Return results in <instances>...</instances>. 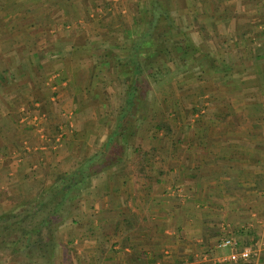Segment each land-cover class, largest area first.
I'll return each instance as SVG.
<instances>
[{"label": "crops", "instance_id": "crops-1", "mask_svg": "<svg viewBox=\"0 0 264 264\" xmlns=\"http://www.w3.org/2000/svg\"><path fill=\"white\" fill-rule=\"evenodd\" d=\"M152 2L0 0V190L36 196L53 183L49 151L27 153L41 143L32 123L54 116L65 135L80 123L78 147L64 139L59 160L81 144L91 157L103 150L121 106L114 118L110 100L124 92L113 57L130 53ZM171 3L200 64L155 87L130 137L134 163L106 167L82 194L69 238L77 264H264V0ZM18 113L32 133L11 131ZM244 248L256 256L229 260Z\"/></svg>", "mask_w": 264, "mask_h": 264}, {"label": "trees", "instance_id": "trees-1", "mask_svg": "<svg viewBox=\"0 0 264 264\" xmlns=\"http://www.w3.org/2000/svg\"><path fill=\"white\" fill-rule=\"evenodd\" d=\"M145 22V28L134 40L130 53L125 57H113L121 68L124 88L113 136L102 151L84 159L70 172L55 173L51 186L44 187L33 199L0 215V259L2 254H7L17 261L22 258L28 264H55L60 245L59 230L71 220L76 204L90 188L99 168L96 165L100 166L99 162L109 158L108 152L115 139L135 135L139 124L149 119L155 87L185 73L191 65L200 64V59L192 57L194 52H190L192 49L176 26L169 7L153 0ZM172 53L179 54V57L173 59ZM173 61L181 64L175 71H171ZM101 170L104 171L105 167ZM72 244L73 240L69 241L64 250H70Z\"/></svg>", "mask_w": 264, "mask_h": 264}, {"label": "rangeland", "instance_id": "rangeland-1", "mask_svg": "<svg viewBox=\"0 0 264 264\" xmlns=\"http://www.w3.org/2000/svg\"><path fill=\"white\" fill-rule=\"evenodd\" d=\"M159 1H161V3L165 6V8L169 7V10L172 9V8H170V4L172 5L171 0H159ZM175 13H174V10L172 9L171 10V16L176 21L178 16ZM174 14H175V16H174ZM122 97L120 98L121 99L120 104H119L118 100L116 98H114V97H112L111 100H110V103L112 101V103L115 104V107L113 109V113H115L114 114L115 115L114 118H117V112L119 110V109H117V106L122 104V100H123ZM24 108H25L24 109L25 111L28 110L29 112H31V110H30L31 108H29V107L28 108L24 107ZM18 112L21 115L22 111H18ZM19 113H18V119H19ZM29 115L30 114H27V116H29ZM38 117H40V116H38ZM53 117L54 116L50 117L51 123H49V126L47 125L44 128H43V126H39L37 123L36 124L32 123V125L36 128V132H37V135L36 136L34 135L35 139H38L41 143H38L37 145H34V147H28L27 146L28 149H29V150H27V153L33 155L34 153H37L36 151H40L41 149L44 148L43 150H48L49 151V152H47L49 154L47 158L51 159V161H49V162L52 163L51 166L55 165L57 167V169L54 168L55 170H57V171H54V173L58 174V173L70 172L73 169H75L84 159L91 157L90 155H92V154H90V153L88 154V150L86 151V149H84V146L81 144V146L79 147L78 154H77L76 158L74 160L72 159V160H69V161L65 162L63 159L62 160L57 159V157H59V155L56 152H59L62 149H64V143L63 142H64V139H66V138H67L66 139V143H67L68 140H72L73 139V141L75 143L74 147L77 148L79 143H80V141H78L79 139L77 137L78 136L77 133H82L85 130H82V128L80 126V123H79V124H77L79 129L75 132L76 135L72 134V132H73L72 128H71V131H65L66 135L62 134V132L57 130L58 126H57L56 122L52 119ZM61 117H62V115H61ZM21 122L22 121H21V117H20L19 122H18L19 128L15 125V126H13V129L10 128V127H8V129H12L11 131H14V133H16L17 135L21 134L22 132H25L27 129H28L29 132H31V133L33 132V130L30 129L31 127L27 128L29 126H27L26 124H22ZM5 126H6V124H5ZM47 132H51V134L54 135L53 139L58 138L59 142H57L56 140H51L50 142L48 141V144H47L45 141H43L44 138H42V136L43 135L44 136L47 135L46 134ZM25 135H26V133H25ZM132 136H134V135H132ZM130 137L131 136H129V135L126 136L125 140L121 136L117 138L118 140L116 141V143L112 146L111 150L109 151V154H108L109 158L106 157V159L102 160V163L99 162L98 164L100 166L96 165V167H99V168H97V170H98L97 172L98 173L96 172V175L93 177L92 181L95 180V179H98V178H101V179L104 178L106 172L101 170L104 167L106 168V167H108L110 165H115V164L121 163L123 161H127L130 164H132V162L134 163L135 160H130L129 159L131 157V154L133 153V151L130 150L133 147V141L131 140ZM21 141H23V143L27 142V140H25L23 138L21 139ZM67 145L69 147H71L70 143H67ZM99 145H100L99 143L96 144V146H99ZM24 147H26V146H24ZM53 148H55V150H53ZM64 151H65V149H64ZM98 151H99V149L96 150V152H98ZM62 153H63V151H62ZM37 154H36V156H37ZM47 160L48 159H46V162H47ZM47 166L45 168L46 172H47ZM42 169H43V167H42ZM40 175H46V173L45 174L42 173ZM31 176H32L31 174L27 173V175H25V180H26V178L31 180L32 179ZM39 178H40V176L34 178V180L38 181ZM27 182H28V180H27ZM25 189L26 188H24L22 190L20 188H18V189L15 188L16 191H20L21 190L20 193L18 192L17 194H11V195H10V193H8V192H6L4 190H0V215L5 213V212L11 211V210L17 208L23 201L31 200V199H33L35 197L34 194L31 196L28 193V191H25ZM73 221H74V215L71 218V220H69L68 223L62 229L59 230L58 240H59L60 245L57 248V254H56L57 256H56V259H55V264H77L75 248H74L75 244H72V246L70 247V250H67V249L64 250V248H63L65 245L66 246L68 245V243L70 241L69 238L72 235L71 233H73V231L71 230V227H73ZM1 256H2V258L0 259V264H28L25 261L23 262L24 259H22V258H21V260L17 261L16 258H14L12 256H9L7 254H5V255L2 254ZM86 263H88V262L86 261Z\"/></svg>", "mask_w": 264, "mask_h": 264}, {"label": "built area", "instance_id": "built-area-1", "mask_svg": "<svg viewBox=\"0 0 264 264\" xmlns=\"http://www.w3.org/2000/svg\"><path fill=\"white\" fill-rule=\"evenodd\" d=\"M36 119L34 120V122ZM236 243L233 240L226 239L220 243L221 247H236ZM256 256V253L253 249L251 248H244L240 251H235L234 253L231 254L229 260L231 262H247L249 261L252 257Z\"/></svg>", "mask_w": 264, "mask_h": 264}]
</instances>
